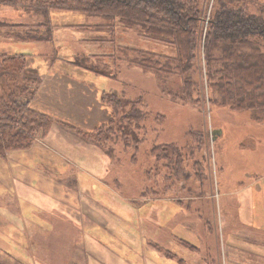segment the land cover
Returning a JSON list of instances; mask_svg holds the SVG:
<instances>
[{
	"label": "rangeland",
	"instance_id": "obj_1",
	"mask_svg": "<svg viewBox=\"0 0 264 264\" xmlns=\"http://www.w3.org/2000/svg\"><path fill=\"white\" fill-rule=\"evenodd\" d=\"M198 1L206 25L213 0ZM242 1L252 13L264 5ZM22 8L0 3V21L24 24L0 27V56L24 53L26 75L48 76L31 105L52 123L0 156V264H264V121L211 99L202 44L195 102H184L173 95L180 76L147 71L123 50L164 64L172 46L117 18L64 10L50 12L47 41H25L17 35L48 18ZM62 83L72 89L61 94H78L68 106L67 95H44ZM137 99L146 116L130 122L124 112ZM170 143L183 149L182 171L153 155Z\"/></svg>",
	"mask_w": 264,
	"mask_h": 264
},
{
	"label": "trees",
	"instance_id": "obj_2",
	"mask_svg": "<svg viewBox=\"0 0 264 264\" xmlns=\"http://www.w3.org/2000/svg\"><path fill=\"white\" fill-rule=\"evenodd\" d=\"M0 3L16 4L33 15L48 18L34 22L25 37L17 35L25 41H47L52 32L50 12L64 10L117 18L126 27L137 28L144 36L172 46L176 55L169 56L164 64L155 52L130 47L123 50L137 53L131 63L147 71L180 76L183 80L180 91L173 95L184 102H195L193 92L198 86L193 81V68L202 44L209 85L216 96L211 99L231 110H250L256 121H264V5L258 13H252L245 1L213 0L204 25V6L198 0H0ZM6 26L17 28L24 24L8 25L0 21V27ZM40 28L45 33L40 34ZM26 57L24 53L0 56V156L11 149L28 148L33 134L42 131L46 135L47 126L52 123L47 113L31 105V99L19 100V95L28 91L34 96L41 82L26 75L30 74L26 72ZM102 97L116 113L124 109V100L118 95L103 93ZM139 101L124 112V119L137 122L145 118ZM152 152L157 160L170 155L174 170L182 171L186 157L176 143L156 145Z\"/></svg>",
	"mask_w": 264,
	"mask_h": 264
},
{
	"label": "crops",
	"instance_id": "obj_3",
	"mask_svg": "<svg viewBox=\"0 0 264 264\" xmlns=\"http://www.w3.org/2000/svg\"><path fill=\"white\" fill-rule=\"evenodd\" d=\"M61 26V25H60ZM62 27V26H61ZM50 71V70H49ZM43 79L41 80V82H40V84H39V86H38V88H37V90H36V92H35V94H34V96L31 98V101H33V98L35 97V96H37V95H39V92H40V87L41 88H44V86H45V82L48 80V76L46 77V75H43L42 74V76H41ZM56 82H60L59 80H56L55 82H54V84L56 83ZM61 83V82H60ZM50 85V86H48V88L46 89L47 91H50V93H45L44 95L45 96H47V98H50L51 100H53V98H62V95L65 97L66 95H67V97L65 98V99H62L61 100V102H63L65 105H69V103L71 102V101H75V100H77V97H78V94H76V93H74V94H66V93H68L69 92V89H72V88H69V86H71L72 84H70V83H67V84H58L56 87H55V85ZM73 86H75V85H73ZM57 88H59L60 90H59V93H57L56 92V90H57ZM63 90H65V92L66 93H64V94H61V92L60 91H63ZM55 101V100H54ZM61 102H57V105H59V106H61L62 108H65V109H69V108H67V107H65V106H62V104H61ZM32 104V103H31ZM39 111H41V110H39ZM43 112V111H42ZM45 113V112H44Z\"/></svg>",
	"mask_w": 264,
	"mask_h": 264
},
{
	"label": "water",
	"instance_id": "obj_4",
	"mask_svg": "<svg viewBox=\"0 0 264 264\" xmlns=\"http://www.w3.org/2000/svg\"><path fill=\"white\" fill-rule=\"evenodd\" d=\"M220 132V131H217V130H214L213 131V138H216L217 137V133Z\"/></svg>",
	"mask_w": 264,
	"mask_h": 264
}]
</instances>
